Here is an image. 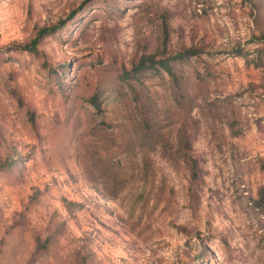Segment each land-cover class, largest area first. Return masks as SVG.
<instances>
[{"label":"rangeland","instance_id":"rangeland-1","mask_svg":"<svg viewBox=\"0 0 264 264\" xmlns=\"http://www.w3.org/2000/svg\"><path fill=\"white\" fill-rule=\"evenodd\" d=\"M261 34L264 0H0V264H264Z\"/></svg>","mask_w":264,"mask_h":264},{"label":"trees","instance_id":"trees-1","mask_svg":"<svg viewBox=\"0 0 264 264\" xmlns=\"http://www.w3.org/2000/svg\"><path fill=\"white\" fill-rule=\"evenodd\" d=\"M72 13L69 14L68 18L71 17ZM62 22H60V24ZM58 26H59V24L57 26L52 25V26L44 27V28L40 29L38 31V33L29 42L24 43V44H15V45L10 46V47L14 48V49H23V50H28L30 52H36L37 51V44H38L40 37L45 33H48L50 31H54L55 29L58 28ZM254 38L257 40H261L264 43V34H261L259 36H255ZM196 53H197V50L192 49V48H187L184 51H180V52L174 53L173 55H171L169 57L162 58L161 60H159V63H160V66L167 73L173 74V71H172L173 65L172 64L174 61H176L180 58H183V57L185 58V57L194 55ZM154 58H155L154 54H147V55L141 56L139 61L133 66V71L137 72L140 70H144L149 65L157 68L158 66H155V63H158V60H155ZM147 64H148V66H146ZM95 107H99V105L95 103ZM260 167L264 170V158L260 162ZM252 204L255 208L260 209V210H264V184L260 185V187L257 190L256 195L252 198Z\"/></svg>","mask_w":264,"mask_h":264}]
</instances>
